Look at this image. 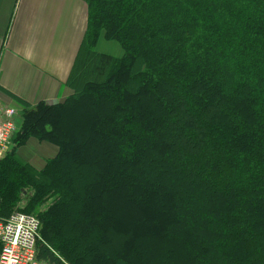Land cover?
<instances>
[{
    "label": "trees",
    "instance_id": "16d2710c",
    "mask_svg": "<svg viewBox=\"0 0 264 264\" xmlns=\"http://www.w3.org/2000/svg\"><path fill=\"white\" fill-rule=\"evenodd\" d=\"M83 1L74 93L22 103L0 218L25 200L53 264H264V0ZM30 138L59 149L41 171Z\"/></svg>",
    "mask_w": 264,
    "mask_h": 264
},
{
    "label": "crops",
    "instance_id": "0c3cea01",
    "mask_svg": "<svg viewBox=\"0 0 264 264\" xmlns=\"http://www.w3.org/2000/svg\"><path fill=\"white\" fill-rule=\"evenodd\" d=\"M87 10L83 0H0V105L15 108L18 121L23 104L54 105L74 93L69 82ZM58 152L54 144L30 138L17 155L40 171Z\"/></svg>",
    "mask_w": 264,
    "mask_h": 264
},
{
    "label": "built area",
    "instance_id": "2783aa9c",
    "mask_svg": "<svg viewBox=\"0 0 264 264\" xmlns=\"http://www.w3.org/2000/svg\"><path fill=\"white\" fill-rule=\"evenodd\" d=\"M15 108L0 105V158L17 130ZM41 222L35 215L13 212L0 218V264H53L37 257ZM61 264H68L61 259Z\"/></svg>",
    "mask_w": 264,
    "mask_h": 264
},
{
    "label": "rangeland",
    "instance_id": "374dc122",
    "mask_svg": "<svg viewBox=\"0 0 264 264\" xmlns=\"http://www.w3.org/2000/svg\"><path fill=\"white\" fill-rule=\"evenodd\" d=\"M87 13H88V10H87ZM87 26H88V18H87ZM86 31H87V29H86ZM96 51L98 52V53H102V54H110V55H112V56H114V57H121L122 55H123V50L119 47V45L118 44H116V43H112V42H107V41H104V40H102V41H100V43L98 44V47H97V49H96ZM78 70H79V68L78 67H76V69H75V73H74V75H76V74H79V72H78ZM73 71V70H72ZM66 100V99H65ZM64 100V101H65ZM63 101V102H64ZM14 138V137H13ZM13 138L10 140V142L8 143L9 145H8V147H7V151L9 150L10 151V149L12 148V146H13V142H12V140H13ZM8 151V152H9ZM8 152L3 156V157H1L0 158V160H3L4 159V157H6V155L8 154ZM38 171V170H37ZM41 171V170H40ZM26 206V201L24 200V201H22L19 205H18V207L13 211V212H23L24 211V208H26L25 207ZM48 206V204H45L44 206H42V207H40V208H38V212H41V211H43V210H45V208ZM25 213V212H24ZM36 214V213H35ZM116 216L118 215V214H115ZM36 216V215H35ZM122 216V215H121ZM128 216H127V220H125V221H130V219L128 220ZM96 221V224H95V226H96V228H95V231L93 232V234L95 233V235H97V234H102L104 231H105V228L103 227L104 226V222L102 221V220H95ZM128 224L130 223V222H127ZM91 232H92V230H90ZM118 232H111V235H112V237L111 236H108V240L110 241V239H112L111 241L113 242V244L114 243H116V242H118L119 240H121L122 238V236L123 235H120V234H117ZM102 236H103V234H102ZM103 250H105V249H103V248H100V252L101 251H103ZM99 251V250H98ZM108 252H110L109 250H108ZM101 253H105V252H101ZM63 259V258H62ZM65 262H67L68 264H71L70 262H68V261H66L65 259H63Z\"/></svg>",
    "mask_w": 264,
    "mask_h": 264
}]
</instances>
